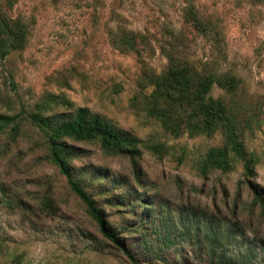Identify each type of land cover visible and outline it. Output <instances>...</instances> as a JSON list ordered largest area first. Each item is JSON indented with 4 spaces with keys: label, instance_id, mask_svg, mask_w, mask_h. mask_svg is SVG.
I'll return each instance as SVG.
<instances>
[{
    "label": "rangeland",
    "instance_id": "374dc122",
    "mask_svg": "<svg viewBox=\"0 0 264 264\" xmlns=\"http://www.w3.org/2000/svg\"><path fill=\"white\" fill-rule=\"evenodd\" d=\"M189 5L217 25V42L184 21ZM0 11L27 31L23 47L0 58V113L30 109L52 93L142 143L164 144L160 153L139 145L131 158L67 141L73 173L140 264H264V221L253 202L254 188L264 195V0H0ZM118 26L143 36L138 53L111 45ZM162 47L194 61L214 58L239 78L238 97L252 117L243 142L257 157L248 180L239 161L227 172L197 169L207 148L221 142L218 133L173 136L132 106L142 74L165 69ZM221 94L212 88V96ZM71 111L59 104L51 113ZM134 194L147 208L130 206ZM230 223L240 233L236 243L211 257L204 235H221ZM10 249L20 264H133L101 233L24 119L16 134L11 124L0 129V264Z\"/></svg>",
    "mask_w": 264,
    "mask_h": 264
},
{
    "label": "trees",
    "instance_id": "16d2710c",
    "mask_svg": "<svg viewBox=\"0 0 264 264\" xmlns=\"http://www.w3.org/2000/svg\"><path fill=\"white\" fill-rule=\"evenodd\" d=\"M250 1L259 3L263 0ZM6 2L8 5L11 4V0ZM183 18L196 31L211 34L215 42L218 41L217 25L201 17L192 5L185 8ZM26 32L23 22L18 19L10 20L0 11V58L11 50L22 48ZM141 42L143 36L131 29L118 26L111 33L110 43L120 52L138 53L140 50L138 45ZM162 53L166 58L165 69L159 73L142 74L141 87L133 96L132 106H139L147 116L159 123L163 131L173 136L183 133L190 136H212L218 133L221 142L207 148L197 161V169L202 174L210 170L227 172L233 168L236 161H239L243 174L248 180L254 175L257 157L243 142L245 129H250L249 122L252 117L247 104L238 97L239 78L229 71L219 69L214 58L206 57L204 60L194 61L185 55H180L177 49L163 47ZM148 86L149 91H143V88ZM214 86L221 89L220 96L211 95ZM59 104L71 108L72 111L65 115L52 114L53 106ZM22 119L40 133L49 161L63 175L73 194L85 205L87 213L97 223L101 233L120 247L133 264H140L129 250L120 244L103 210L95 204L92 194L73 173L69 160L74 155L67 141L95 142L108 155H128L131 158L138 154L139 145L154 153H160L164 151V144L142 143L135 135L116 129L86 107H73L64 96L52 93L35 101L30 109L19 110L12 115L0 113V129L11 124L12 134H16ZM125 184L121 182L119 186ZM253 194V202H256L259 208L258 215L264 221V195L257 188L253 189ZM15 203L20 205L19 201ZM139 203L142 208H147L145 203L143 204L142 197L134 194V202L129 205L134 206ZM134 210L131 209L127 213H132ZM148 218L149 215L142 217L141 223ZM226 226L221 229L223 231L221 235L217 231H209L204 235L210 246L211 257L215 252H219L220 255L222 248L234 245L240 235L233 224ZM167 233L165 232L166 237H168ZM169 243L172 244L173 240H165V244ZM3 257L5 258L2 264H20L19 256L13 254L12 249L5 252Z\"/></svg>",
    "mask_w": 264,
    "mask_h": 264
}]
</instances>
